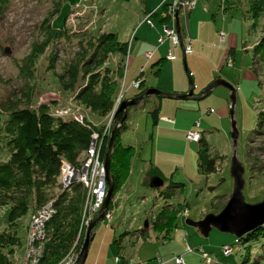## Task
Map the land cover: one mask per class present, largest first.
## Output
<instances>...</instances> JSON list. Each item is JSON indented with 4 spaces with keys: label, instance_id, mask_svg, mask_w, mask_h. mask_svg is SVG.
Instances as JSON below:
<instances>
[{
    "label": "rangeland",
    "instance_id": "rangeland-1",
    "mask_svg": "<svg viewBox=\"0 0 264 264\" xmlns=\"http://www.w3.org/2000/svg\"><path fill=\"white\" fill-rule=\"evenodd\" d=\"M161 1L0 0V162L9 156L3 135L9 114L15 108L38 109L46 105L55 116L74 121L89 131L94 127L101 129L92 132L99 136L109 122V134L114 127L110 118L122 92L125 96L122 100L128 99L135 97L141 89L157 87L158 83L166 89L161 90L177 92L178 87L189 86L190 78L195 96L215 80H224L235 90L233 118L229 113L231 91L224 86L214 87L197 100L161 99L165 105H172L170 109L181 104L192 105V110L197 111L198 131L208 145L207 153L216 158V170L209 174L198 170V142L184 137L179 143L177 130L161 118L154 124L150 111L157 96H148L129 108L125 126L119 129L116 138L122 147H130L129 174L111 197L104 218L93 227V239L84 264L91 258L95 243L103 233L114 251L110 256L112 262L120 250L132 253L138 244L136 239L129 243L128 236L140 229L145 221L149 227L166 205L175 210L181 205L188 213L177 211V226L169 238L154 231L152 225L146 228L149 236L142 237L141 251L148 248L147 255L152 257L139 258L141 261L157 264L160 259L172 257L173 260L165 264H176L174 258L179 255L183 264H241L249 256L246 264H250L258 255L264 258V239L259 238L253 244L245 242L246 239L237 241L233 234L216 228L203 236L186 220L199 221L208 214L221 211L233 191L230 168L234 156L244 166L245 201L255 203L264 198V121L260 123L258 119L259 112L264 111V54L255 58L253 51L264 35V13L257 18L252 16L250 0H190L194 1L192 8L183 6L176 10L183 32L182 44L190 43L192 49L184 54L180 42L177 46L166 42L164 26L157 40L158 15H166L159 7ZM158 7L159 14L152 16L149 11ZM56 8H59L58 12ZM171 20L167 18L169 26ZM53 27L64 28L66 32L52 38ZM102 32L115 33L120 42H127L130 59L126 63L125 56L109 52L101 66L93 64L82 75L83 62L91 56L87 42ZM159 43V50L149 58L147 54L151 55L150 51ZM5 48H9L10 53H6ZM170 48L175 59L159 60L166 57ZM77 67L82 71L72 82L73 72L70 71ZM118 70L122 76L117 75ZM141 71L139 78L142 81L136 88L132 81ZM93 73L98 74L97 87L102 81L117 83L114 105L105 114L91 110L76 99V94L87 85ZM188 110L191 109L184 111ZM232 119L237 128L236 139L231 136ZM99 143L100 153L103 142L100 140ZM160 146L168 147L171 152L157 150ZM86 150L79 155V161L85 157ZM100 159L104 161V156ZM153 165L164 175L162 187L149 185L150 178L155 176L151 173ZM58 192L55 186L49 190L50 194ZM7 210L8 206L0 208V233L11 234L17 230L19 244L12 248L13 253L8 258L12 264H22L25 227L31 211L10 227L6 223ZM112 237L118 243L111 241ZM121 237L123 242L119 241ZM157 238L160 239L156 241ZM227 245L232 247L229 255L222 251ZM187 246L192 251L187 252ZM0 249L5 254L10 251L4 245H0ZM202 252L211 258L210 263L203 259Z\"/></svg>",
    "mask_w": 264,
    "mask_h": 264
},
{
    "label": "trees",
    "instance_id": "trees-1",
    "mask_svg": "<svg viewBox=\"0 0 264 264\" xmlns=\"http://www.w3.org/2000/svg\"><path fill=\"white\" fill-rule=\"evenodd\" d=\"M250 1L252 16L255 18L261 16L264 13V0ZM167 6L168 3L165 4L164 9L166 15H160V20L164 22L163 26L169 17L167 16ZM59 8H56L55 11L58 12ZM151 15L157 14L154 11ZM52 31L53 34L50 36L52 38H58L59 35H64L66 32L64 28L56 29L54 27ZM94 36L93 40L87 42L91 48V56L88 61L83 62L85 63L82 64L84 70L77 67L76 71H70L73 72L72 82L80 70L83 75L90 70L91 65L101 66L109 52L121 54L127 58L129 45L127 42H120L115 33L102 32ZM253 51L255 58L264 54V35L254 45ZM253 71L255 72L254 69ZM120 74L122 72L118 70L117 75L122 76ZM90 75L87 85L76 94V99L82 101L91 110L105 114L114 105L117 83L114 80L110 83L102 81L97 87L95 84L98 81V74ZM144 90L141 89L135 96L140 95ZM157 98L159 99V97ZM115 111L112 119L119 121L122 118V113H115ZM159 111L160 105L156 103L150 111L154 124L157 123ZM258 119L260 123L264 121V111L259 112ZM124 126L125 124L120 128L123 129ZM93 131H101V129L94 127L89 131L74 121L55 116L48 111L46 105H41L38 109L27 106L19 107L13 109L9 114L3 135L9 156L5 161L0 162V208L8 206L5 214L6 223L10 227H14L30 210L31 213L27 219L28 225L34 211L49 201H52L56 208L55 215L45 226V251L39 264H56L70 248L78 233L85 191L78 182L68 188H62L59 181L60 168L62 160H66L69 164L77 165L79 163L78 157L81 152L87 149ZM107 141L108 136L102 140L103 144L99 153L101 157L105 154ZM116 143L110 161V171L114 180L113 194L129 174V157L131 155L130 147H122L118 140ZM198 143L200 146L197 153L198 170L203 174H209L216 170V158L207 153L208 145L202 135ZM54 186L58 188L59 192L50 194L49 190ZM180 208L179 206L178 210H175L166 205L152 222V229L164 233V237L169 238L171 231L177 226L175 220ZM25 228L27 229V226ZM146 230L145 227H141L134 234L144 236ZM84 234L81 237V242ZM259 238L264 239V224L238 238L237 241L246 239L245 242L253 244ZM18 244L19 238L16 229L11 234L0 233V245L10 248L6 254L0 249V264H12L8 255L13 253L12 248ZM262 248L264 250V244ZM248 260L249 256L241 264H246ZM213 264L222 263L214 262ZM250 264H264L263 256L258 255L257 258H253Z\"/></svg>",
    "mask_w": 264,
    "mask_h": 264
},
{
    "label": "built area",
    "instance_id": "built-area-1",
    "mask_svg": "<svg viewBox=\"0 0 264 264\" xmlns=\"http://www.w3.org/2000/svg\"><path fill=\"white\" fill-rule=\"evenodd\" d=\"M188 6L192 8L194 6V1L190 0H173L167 6V16L172 18V27L167 25L164 26V36L165 38H170L173 45H176L180 42V38L175 29V14L176 10L180 7ZM147 21L150 20L147 18ZM190 43L184 46V52H191ZM150 56V54H147ZM128 53L126 63L128 62ZM175 56L172 54L171 49L168 50V55L166 59L173 60ZM126 66V65H125ZM142 80L138 77L132 83L136 88H139V85ZM123 98V92L118 96L113 112L119 106ZM112 112V113H113ZM74 112H71L73 114ZM66 114V113H64ZM62 116V115H61ZM112 121V117L110 118ZM110 123V122H109ZM106 124L101 135L98 136L97 133L91 134V140L89 147L85 152V157L76 164H69L65 160H62L59 181L62 188H68L74 183H80L84 190H86L85 199L83 202V208L80 215V225L78 233L74 239V242L64 254V256L56 264H75L77 257L80 251V242L81 237L85 233V228L88 227L90 221L96 215L100 209L107 191L106 183V174L104 170L103 161L99 156V141L103 140V137L109 136V127L110 125ZM186 138L189 141L198 142L201 138V133L198 131L189 130L186 134ZM56 208L52 201L46 202L39 208H37L34 213L30 216L26 229V244L23 254V264H39L42 256L45 251V226L46 223L55 215ZM183 213L186 215L187 210H184ZM107 217H110V214H107ZM187 252L192 251L191 247L187 246ZM222 251L229 255L232 252V247L223 246ZM203 259L208 263L211 262V258L203 253ZM120 258L115 257V260L118 261ZM176 264H183L182 256H176L174 258Z\"/></svg>",
    "mask_w": 264,
    "mask_h": 264
},
{
    "label": "water",
    "instance_id": "water-1",
    "mask_svg": "<svg viewBox=\"0 0 264 264\" xmlns=\"http://www.w3.org/2000/svg\"><path fill=\"white\" fill-rule=\"evenodd\" d=\"M175 29L180 38V45L183 48L181 33L179 28V19L178 13L175 16ZM6 53H10L9 48H5ZM217 86H224L228 88L231 93L229 95L230 100V117L233 118V107L235 104V90L224 80H215L210 85H208L199 95H195L193 93L194 83L192 79L189 78V89L187 92H166L160 90L155 87H150L145 89L140 95L123 99L121 100L116 112L122 113V118L119 121H112L115 123L114 127L111 129L106 151L104 154V170L106 174V183H107V191L104 198V201L94 216V218L90 221L88 228L85 232V236L83 238L81 248L79 251V255L75 264H84L89 245L92 241V229L93 227L104 218L105 213L109 210L110 199L113 195L114 189V180L113 175L110 171V161L111 157L116 145V138L119 132V129L128 115V110L131 106L137 105L141 101L145 100L148 96L155 95L159 98H168V99H176V100H197L200 99ZM115 112V113H116ZM232 138L236 139L237 137V128L235 121L232 119ZM230 173L233 178V191L229 197V200L221 209L220 212L216 214H208L202 220L199 221H191L189 219L186 220V223L197 228L199 233L203 236H208L210 230L212 228H216L221 232H226L233 234L237 239L244 236L246 233L256 229L257 227L264 224V198L255 203L246 202L243 195V189L245 186L244 179V166L243 164L234 156L231 163ZM164 184L163 179L160 176H153L150 178L149 185L154 188L162 187ZM142 227H148V221L144 222Z\"/></svg>",
    "mask_w": 264,
    "mask_h": 264
},
{
    "label": "crops",
    "instance_id": "crops-1",
    "mask_svg": "<svg viewBox=\"0 0 264 264\" xmlns=\"http://www.w3.org/2000/svg\"><path fill=\"white\" fill-rule=\"evenodd\" d=\"M173 0H162V4L159 6L161 9H163V12H164V9H165V4H169L171 3ZM179 1V0H177ZM197 4V2H196ZM196 4H195V7H196ZM156 10L155 8L153 10H150L149 12H153L155 11V14H159V8ZM162 15V14H161ZM156 15H154L155 17ZM158 21L159 23H157L158 25V31L156 33L157 35V40L160 38L161 34L163 33L162 31V27L164 25V22H162L160 20V16L158 15ZM190 21V19L188 20V22ZM169 23L170 22H166L165 25L169 26ZM154 24V22H153ZM172 21H171V25L169 27H172ZM190 30V29H189ZM180 33L182 34V30L180 29ZM190 34V32H188ZM165 40V39H164ZM166 42L168 43H171L172 45V41L170 38H166ZM165 42V44H166ZM158 43V42H157ZM161 44H157L154 48L153 51H150L151 55L149 58H152L154 53L156 51L159 50V46ZM178 43L174 46H177ZM171 49V48H170ZM183 50V53L185 54L184 52V46L182 48ZM172 51V50H171ZM129 52H130V49H129ZM154 52V53H153ZM130 54V53H129ZM173 54V53H172ZM168 53L166 54V57H167ZM174 55V54H173ZM145 56H146V53H145ZM161 56V55H160ZM175 56V55H174ZM147 57V56H146ZM166 57L159 60H166ZM148 58V57H147ZM148 58V59H149ZM130 59V57H129ZM175 59V58H174ZM173 59V60H174ZM142 71L139 73V75L137 77H139L140 75H142ZM133 82V81H132ZM157 87L155 88H159L160 90L161 89H165V87H163L162 85H159V83L156 85ZM179 89H177L178 91L177 92H187L188 89H189V86L186 88L185 85L183 87H178ZM163 90V91H164ZM203 90V89H202ZM174 91H176L174 89ZM168 92V91H166ZM162 98H156V100L154 101V105L156 103H159L160 105V111L158 113V119H157V123L159 122L160 118L161 120H163V122H166L168 124H172L171 128L172 129H175L177 130L176 133L178 135V138L180 139V142L181 143L183 140H184V137H186V134L189 130H193V131H198V126L200 125V120H196V117H197V111H194L192 110L193 106L192 105H181V104H175L173 106V108L170 109V106L172 105H168V104H164V102L161 100ZM168 105V106H167ZM187 109H191V110H188V111H184V110H187ZM211 111V110H210ZM200 132V131H198ZM161 152H171L168 147H165V146H160L159 149H157ZM198 165V164H197ZM153 175H157V176H160L162 179H164V175H162V173L160 171L157 170V167H152V172ZM170 207H173L171 205H169ZM181 206V205H179ZM183 210H185L183 207L180 208V212H183ZM152 224L149 225V227L151 226ZM148 227V228H149ZM128 233V232H127ZM125 235V234H124ZM130 235V233H129ZM147 237L149 236L148 235V230L146 232ZM129 237V243H132L134 239H136V244H138V248L136 249H133V252L132 253H127L126 251L124 250H120L113 258V261L110 259V256L111 254L114 253V251L112 250V248H110V244L108 243V241H106V236H105V233L102 234L101 238L99 239V242L97 240V242L95 243V247H94V250H92L91 252V258L87 260V264H146L145 262L146 261H141L139 258H148L150 259L152 257V255H147L148 253V248L147 249H143V246H144V243H143V239L142 237L143 236H138V234H134V232L128 236ZM161 237V236H160ZM122 238H119V241L120 242H123L122 241ZM92 239H93V235H92ZM142 239V240H141ZM158 239L160 238H157L156 241H158ZM164 239V238H163ZM162 239V240H163ZM114 240V242H117L118 241H115L116 238L115 237H112L111 241ZM91 244V243H90ZM153 244V243H152ZM189 245V244H188ZM90 246V245H89ZM151 247V246H150ZM111 249V250H110ZM159 249V248H158ZM147 250V251H146ZM150 252V250H149ZM179 256V255H177ZM115 257H119L120 259L118 261L115 260ZM170 259H172V257H169V258H164V259H160V263H157V264H165L166 262H168ZM146 260V259H145ZM173 260V259H172Z\"/></svg>",
    "mask_w": 264,
    "mask_h": 264
},
{
    "label": "bare ground",
    "instance_id": "bare-ground-1",
    "mask_svg": "<svg viewBox=\"0 0 264 264\" xmlns=\"http://www.w3.org/2000/svg\"><path fill=\"white\" fill-rule=\"evenodd\" d=\"M116 112V111H115ZM99 156H100V154H99ZM104 164V163H103ZM56 213V212H55ZM94 218V217H93ZM22 264H23V262H22Z\"/></svg>",
    "mask_w": 264,
    "mask_h": 264
}]
</instances>
